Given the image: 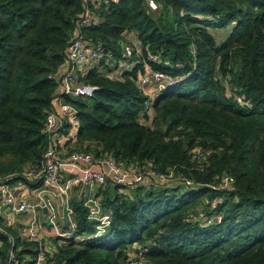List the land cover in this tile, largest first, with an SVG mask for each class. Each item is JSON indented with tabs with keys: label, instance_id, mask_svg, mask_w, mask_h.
<instances>
[{
	"label": "trees",
	"instance_id": "1",
	"mask_svg": "<svg viewBox=\"0 0 264 264\" xmlns=\"http://www.w3.org/2000/svg\"><path fill=\"white\" fill-rule=\"evenodd\" d=\"M155 2L151 13L144 0H93L95 22L80 26L82 0H0V177L24 181L18 174L51 144L46 116L61 95L55 77L81 35L104 58L79 76L99 87L92 96L63 97L75 110L76 147L190 184L97 187L105 224L70 200L76 233L85 239H65L45 263L123 264L139 245L152 264H264V0ZM229 26L222 42L209 30ZM130 31L141 45L138 63L112 76L110 62ZM147 71L178 79L142 111L149 97L139 76ZM196 147L210 150L201 163L193 157ZM224 175L232 182L219 187ZM211 210L222 213L220 223L196 220ZM5 230L0 264H8L11 245ZM13 239V264H34L36 243L18 251Z\"/></svg>",
	"mask_w": 264,
	"mask_h": 264
},
{
	"label": "built area",
	"instance_id": "2",
	"mask_svg": "<svg viewBox=\"0 0 264 264\" xmlns=\"http://www.w3.org/2000/svg\"><path fill=\"white\" fill-rule=\"evenodd\" d=\"M93 0H82L84 12L82 13L79 25L89 26L92 25L95 20L92 13H90L89 3ZM147 5L148 12H155L158 9V5L155 0H144ZM141 53V45L139 41L136 44L125 42L122 44L121 52L116 61H111L110 65L114 66L119 72L124 70H130V68L138 63L137 56ZM150 59H155V56L148 54ZM104 58L103 50L98 45H93L87 42L81 35L75 36L71 43L67 47V64L60 77H55V81L58 83L59 90L62 97L69 98H88L98 90V86L94 84H88L80 81L79 71L81 67H84L86 72L94 65L98 64L101 58ZM177 77L170 76L161 71H147L139 76V84L143 88L149 83H154V92L150 93L147 90L144 91L148 95V99L143 103L142 111H150L152 98L155 94L164 91L167 87L173 85L177 81ZM237 101H241L240 97L234 94ZM77 125L75 117V110L66 102H61L58 111L52 109L46 116V129L51 134L52 141L49 147L44 152L42 159L34 163L32 166L21 171L18 176L26 181L37 182L39 180L47 179L57 185L63 183L62 169L73 167L75 169V175L72 182L81 186L87 195H93L97 187L103 186L106 183H111L118 187H139L146 190L163 187L167 182L174 180L176 182L183 183L188 187L190 182L183 178H175L170 173L168 175L161 171L152 169L149 166L136 167L133 164L128 166L117 163L112 157L95 158L94 154L90 151L84 150L80 147L73 149L66 160H62L59 155V140L66 125ZM193 157L196 158L198 163L206 160V157L210 154L209 149H202L196 147L192 149ZM232 182L231 177L224 175L221 179L219 187H225ZM181 185V184H180ZM61 191L63 189L60 186ZM120 193L124 194L125 189H120ZM94 198V196H93ZM88 201V202H87ZM84 205L88 207V217L91 220H99L100 223H107V216L103 215L99 219L98 207L92 205V202L87 200ZM6 205L7 209L14 212H23L27 210H33L36 207L41 208L39 205H33L25 201L17 202L15 195L11 192L8 185L4 182V179L0 177V217L1 208ZM216 202L213 201L212 205L215 206ZM100 209V208H99ZM196 220L204 225L218 224L222 220V213L211 210L210 213L199 212L196 215ZM5 225L0 222V235L6 234ZM72 234H69L68 238L73 237L75 241H82L85 239V235L77 234L75 230V224L72 223ZM97 229H100V225L97 224ZM79 238V239H78ZM29 239L38 242V248L35 256L33 257L34 264H41L48 260L49 256L47 251L40 242L39 237L31 227L29 230ZM10 248L7 254L8 264L17 262V255L14 250L13 238L10 237ZM2 243L0 240V250ZM133 251V250H131ZM125 259L123 264H152L146 257L145 253L148 251L146 247H138L136 255L131 254Z\"/></svg>",
	"mask_w": 264,
	"mask_h": 264
},
{
	"label": "crops",
	"instance_id": "3",
	"mask_svg": "<svg viewBox=\"0 0 264 264\" xmlns=\"http://www.w3.org/2000/svg\"><path fill=\"white\" fill-rule=\"evenodd\" d=\"M211 34L214 35L217 42H222L225 37L224 29H219L223 32V35L217 36L218 34L212 29H209ZM130 33V32H129ZM132 36L134 32L130 33ZM136 37V35H134ZM130 41V42H129ZM125 42L136 44L138 42L137 37L132 39H125ZM114 68V67H113ZM65 69V67H64ZM115 73H111L112 76L119 75V71L116 68L113 69ZM86 70L81 67L79 71V76H85ZM154 83H149L142 89L144 91L154 92ZM64 102L62 96H57L53 102L54 111H58L60 103ZM77 136V125H69L66 127L59 140V155L62 160H66L69 153L76 148L75 140ZM75 169L73 167L63 168V183L60 185L63 191H61L60 186L53 183L50 180L43 179L37 186V182L33 181H20L9 182L10 177L5 178L4 182L8 185L11 192L14 193L17 202L25 201L33 205H39L41 208L36 207L33 210H27L23 212H14L7 209L4 204L1 208V224L5 225L7 231L12 235L11 237H18L20 243L17 245V250L27 249L24 246L25 242H34L38 248V242L29 239V230L31 227L34 228L35 233L40 239L43 247L47 251L48 256H52V253H56L58 246L65 243L69 233L67 230H61L65 224L69 225V232L72 231L71 224L73 223V213L70 207V200H77L83 204L89 200L92 205L98 206V199L96 197V190L93 195L89 196L84 191V189L72 182L75 175ZM32 182V183H29ZM94 196V198H93ZM88 202V201H87ZM98 207V212L99 211ZM102 214V212H101ZM99 216V215H98ZM99 219L101 217L99 216ZM47 223V224H43ZM61 223H63L61 225ZM14 240V239H13ZM22 243V244H21ZM139 245L131 247L136 253ZM131 249V250H132ZM30 256L25 253V258L28 259ZM41 264H47L41 262Z\"/></svg>",
	"mask_w": 264,
	"mask_h": 264
},
{
	"label": "rangeland",
	"instance_id": "4",
	"mask_svg": "<svg viewBox=\"0 0 264 264\" xmlns=\"http://www.w3.org/2000/svg\"><path fill=\"white\" fill-rule=\"evenodd\" d=\"M231 28H232V26H229L228 28H224V32H225V37L228 35V33H229V31L231 30ZM212 30L214 31V32H216L218 35L217 36H222L223 35V32L222 31H220L219 30V28H212ZM133 31H130V33H132ZM129 32H127V33H125V39H132V38H136V37H134V35H136L135 33L132 35V36H129V37H127L128 35H131ZM220 36V37H221ZM130 42V41H129ZM181 186H182V184H181ZM136 188H138V187H136ZM217 200H215V202H216ZM43 224H47V223H44L43 222ZM63 223H61V225H62ZM47 226H48V224H47ZM63 228H61V230H67V232L69 233V234H72V232L70 231L69 232V225L68 224H65L64 226H62ZM71 227H72V224H71ZM79 239V238H78Z\"/></svg>",
	"mask_w": 264,
	"mask_h": 264
},
{
	"label": "water",
	"instance_id": "5",
	"mask_svg": "<svg viewBox=\"0 0 264 264\" xmlns=\"http://www.w3.org/2000/svg\"><path fill=\"white\" fill-rule=\"evenodd\" d=\"M136 252H137V250H136Z\"/></svg>",
	"mask_w": 264,
	"mask_h": 264
}]
</instances>
